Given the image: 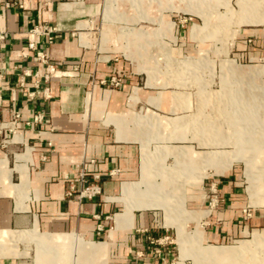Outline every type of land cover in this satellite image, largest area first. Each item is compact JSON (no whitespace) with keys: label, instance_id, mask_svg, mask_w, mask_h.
<instances>
[{"label":"crops","instance_id":"1","mask_svg":"<svg viewBox=\"0 0 264 264\" xmlns=\"http://www.w3.org/2000/svg\"><path fill=\"white\" fill-rule=\"evenodd\" d=\"M19 1L22 9L0 11V33L6 35L0 42V128L15 114L21 115L8 146H2L0 133V264H162L154 255L156 246L151 239L159 240L163 257L173 261L176 248L164 241L170 230L177 233L176 228L161 220L158 210L146 208L157 207L160 200L159 189L151 188L155 185L153 174L157 175L166 153L180 158L178 153L183 148L177 146L182 142L162 143L173 148L166 151L159 147L161 153L158 149L151 152L148 146L151 138L160 141L175 136L172 131L182 124L173 122L174 128L167 131L164 119L137 116H177L170 112V93L147 87L148 76L140 71L146 66L157 69L161 57L168 52L171 57L175 55L173 49H142L137 53L131 49V57L126 55L125 47H132L133 28L128 26L139 20L153 24L122 11L127 3L134 9L126 0ZM143 1L142 9L151 17ZM118 4L125 19L111 21V16H105V8ZM160 10L152 18H158ZM164 13L163 20L173 22L175 30L177 22L167 21ZM44 25L57 29L53 44L46 36L31 33ZM30 43L58 67L48 85L52 95L48 101L40 96L29 98L34 77L21 84L24 70L45 73L29 49ZM176 51V55L182 54V49ZM235 51L237 61L264 64V40L258 30L241 29ZM113 77L122 79L120 87H113ZM162 81L159 76L153 79L157 85ZM160 91L156 107L149 99L158 97ZM37 115L44 116L43 123L27 127L25 122ZM147 152L153 153L148 161L144 160ZM184 154L192 166L196 158L188 150ZM169 159L174 160L169 157L165 162ZM82 164L89 174L102 176L103 195L94 200L79 201L67 195L70 183L79 178L77 167ZM233 169L232 165L221 175L223 179L217 180L220 207L209 210L201 222L204 246L233 247L259 226L261 216L255 212L254 220H245L243 211L250 206L241 178ZM110 172L115 173L110 176ZM142 179L144 182L139 183ZM211 183L206 189L205 183L200 188L187 186L189 199L206 200L200 210L190 211L197 217L208 211ZM135 184H143L145 190Z\"/></svg>","mask_w":264,"mask_h":264},{"label":"rangeland","instance_id":"2","mask_svg":"<svg viewBox=\"0 0 264 264\" xmlns=\"http://www.w3.org/2000/svg\"><path fill=\"white\" fill-rule=\"evenodd\" d=\"M126 1L134 8L127 3V8L122 11L128 16L137 18L140 15L157 26L142 20L128 26L133 28L130 35L132 47H125L126 55L131 57V49L135 53L146 49H173L175 54L171 57L168 52L166 57H161L157 69L140 68L148 76L147 87L170 93L173 102L170 112L177 116L164 118L151 113L137 116L155 115L164 119L167 131L174 128L173 122L182 124L172 131L175 136L172 134L160 141L151 138L148 149L155 152L164 147L168 151L173 147L162 143L176 141L182 142L177 146L183 148L179 157L184 150L190 151L194 159L196 157L191 168L186 169L184 166L186 163L190 166L189 162L183 159L184 162L179 163L180 158L177 160L175 155L166 153L160 162L162 166L156 170L157 175L153 174L155 185L151 188L159 189L160 200L156 201L157 207L146 209L158 210L161 220H167V224L177 230V233L175 229L170 230L168 240L164 241L173 243L170 246L176 248L171 263L184 264L189 257L186 264H264V240L257 242L253 236L255 233L264 235V64L255 66L259 64L240 62L235 56L241 29L258 30L264 40V0H149L148 5L145 0L143 7L151 17L142 9V0ZM118 7L119 4L105 8V16H111V21H123L124 14L118 11ZM159 10L160 16L152 18L158 16ZM163 13L167 21L177 22L175 30L173 22L163 20ZM193 25L196 26L191 31ZM143 30L150 36L144 35ZM173 30L177 40L173 37ZM123 34L128 36L127 32L123 31ZM178 49H182L180 56L175 53ZM157 76L163 80L159 85L153 82ZM161 91L158 97L150 98L157 103L149 99L150 104L159 107ZM169 157L174 160L165 162ZM232 165L235 174L241 178L247 205L252 211V217L246 221L254 220L255 212L256 216H261L259 226L244 234L233 247L204 246L201 222L209 214V208L198 217L190 212L200 210L206 200L189 199L187 186L200 188L205 183L203 188L206 189L209 181L218 183L217 180H222L221 175ZM139 183H143V179ZM134 186L145 190L143 184ZM164 189L167 190L165 195ZM205 193L203 190V195ZM208 196H211L210 192ZM174 212L177 214L172 216ZM194 220L198 225L190 223ZM178 228L188 239L183 251L178 244ZM208 247L226 249L215 259L205 254V250L210 249Z\"/></svg>","mask_w":264,"mask_h":264},{"label":"built area","instance_id":"3","mask_svg":"<svg viewBox=\"0 0 264 264\" xmlns=\"http://www.w3.org/2000/svg\"><path fill=\"white\" fill-rule=\"evenodd\" d=\"M11 8L22 9L23 5L19 0H0V11L1 10H9ZM57 29L52 26L44 25L35 27L31 33L36 35H43L48 38L49 44H53L55 41L54 34ZM6 38V35L0 33V42ZM29 49L33 51L36 55L37 61L45 67V73L40 74L37 71L33 70H24L21 74V84L23 85L25 79L27 77H34V91L29 93L30 99H35L40 96L44 101H48L52 98L50 93V89L48 87L51 82L52 77L57 73L58 67L56 64L52 63L45 52L37 51L34 43L29 44ZM2 61L0 58V73L2 71ZM111 84L114 88L120 87L122 84V79L120 77H113L111 79ZM44 116L37 115L32 121H26L25 125L27 127H31L34 124L43 123ZM21 122V115L15 114L13 120L5 126L0 128V133L3 136L2 146L6 147L9 145L11 141V136L17 133L16 125ZM79 171V178L75 182H71L69 186V190L67 195L69 197H77L79 201L84 200H94L103 195V188L101 185L102 176L100 174H89L86 166L84 164L79 165L77 167ZM115 172H110V176H113ZM210 195L209 196V205L208 208L210 211H213L220 207L221 197L220 191L218 189V183L214 182L210 185ZM245 220H248L252 217V211L250 207H247L243 211ZM168 238H166V241ZM150 243L154 246V255L161 260L162 264H173L168 262L167 259L163 257V253L161 250V245L159 244V240L151 239ZM167 244H171L170 242H166ZM160 245V246H159Z\"/></svg>","mask_w":264,"mask_h":264},{"label":"bare ground","instance_id":"4","mask_svg":"<svg viewBox=\"0 0 264 264\" xmlns=\"http://www.w3.org/2000/svg\"><path fill=\"white\" fill-rule=\"evenodd\" d=\"M115 1H118V0H115ZM258 115V114H257ZM254 116V115H253ZM259 117V116H258ZM158 153H161L160 151L158 152ZM152 155H153V153H150V152H147V154L145 155V159L144 160H149V159H151V157H152ZM168 155V154H167ZM184 154L182 153L180 156V160H178L179 161V163L181 162V161H183V159H184V161L185 162H188V157H182ZM186 155V154H185ZM206 154H205V161H207L206 159ZM196 158V157H195ZM204 158V157H203ZM193 160V159H192ZM155 161V160H154ZM183 161V162H184ZM183 162H182V166H180V168L181 167H183ZM185 164V163H184ZM187 164V163H186ZM185 164V168L186 169H190L191 168V166H189V165H186ZM159 167V166H158ZM144 169H145V166H144ZM157 170V169H156ZM146 172V171H145ZM146 178V177H145ZM147 179V178H146ZM150 180V179H149ZM144 182V181H143ZM149 182V181H148ZM156 190H158V189H156ZM165 193H167V191L165 192ZM126 196V195H125ZM146 197H147V195H146ZM154 197V196H153ZM151 199V198H150ZM175 210V209H174ZM179 211V210H178ZM174 214L176 215L177 214V212H174V213H172V216H174ZM178 233H179V239H178V244H179V247H180V249L183 251L185 248H186V244H187V241H188V239H187V236L180 230V228H178ZM254 240L255 241H260V239H261V241H263L264 240V235H262V234H260V233H255L254 235ZM258 237H259V239H258ZM224 249H226V248H210V249H207V250H205V254L207 255V257L209 258H218V257H220V256H222L223 254H224ZM229 252V251H228ZM223 253V254H222ZM212 262V261H211Z\"/></svg>","mask_w":264,"mask_h":264}]
</instances>
